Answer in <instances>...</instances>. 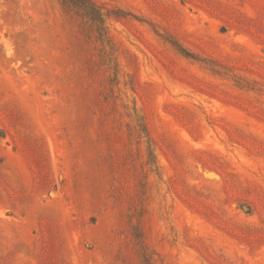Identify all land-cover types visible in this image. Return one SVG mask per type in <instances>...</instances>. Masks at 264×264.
<instances>
[{
    "label": "rangeland",
    "instance_id": "1",
    "mask_svg": "<svg viewBox=\"0 0 264 264\" xmlns=\"http://www.w3.org/2000/svg\"><path fill=\"white\" fill-rule=\"evenodd\" d=\"M94 1L0 0V264H264V0Z\"/></svg>",
    "mask_w": 264,
    "mask_h": 264
},
{
    "label": "trees",
    "instance_id": "2",
    "mask_svg": "<svg viewBox=\"0 0 264 264\" xmlns=\"http://www.w3.org/2000/svg\"><path fill=\"white\" fill-rule=\"evenodd\" d=\"M61 4L73 11L76 15L81 16L85 19V22L88 23L87 33L93 34L97 40L100 41L102 45L103 52L105 56L111 58L115 51V45L111 39V36L108 31L107 17L108 13L103 10V7L97 4L94 0H60ZM128 15L130 13H124ZM176 46H179L177 43H174ZM180 48V47H179ZM180 50L187 56H193L192 53L185 51V49L180 48ZM137 126L138 131L141 137L146 138L147 142V151L150 160L155 162V151H154V139L149 133L147 124L144 118L141 115H137ZM136 239L142 243L143 246V257L147 263L151 262V258L147 253L142 240L141 232L135 234ZM153 264V263H152Z\"/></svg>",
    "mask_w": 264,
    "mask_h": 264
},
{
    "label": "bare ground",
    "instance_id": "3",
    "mask_svg": "<svg viewBox=\"0 0 264 264\" xmlns=\"http://www.w3.org/2000/svg\"><path fill=\"white\" fill-rule=\"evenodd\" d=\"M52 22V21H51ZM40 28V27H39ZM53 32V31H52ZM69 41V40H68ZM2 62V61H1ZM70 63V62H69ZM0 66L1 68L4 70V67L1 65L0 63ZM3 81L5 82V84H7V86H13L14 87V84H13V78L10 77L9 75H6L5 73L3 74ZM16 87V86H15ZM14 89V88H13ZM15 91V90H14ZM18 92V91H17ZM23 96V95H22ZM24 97V96H23ZM23 97H21V99H23ZM25 102V101H24ZM37 104V103H36ZM39 104V103H38ZM37 104V105H38ZM26 105V104H25ZM35 106V105H34ZM34 106H28L27 109H28V112H29V116L31 117V121L34 123V125L38 126V127H41L43 124L42 122L40 123V119H39V115L34 111ZM37 108V107H36ZM38 111V109H37ZM81 119V118H80ZM56 119L53 117L51 118L50 120V123H56L55 121ZM49 123V122H48ZM58 124V122H57ZM47 127V126H46ZM45 128V127H44ZM54 131V130H53ZM48 132V131H47ZM55 132V131H54ZM54 147V146H53ZM78 148V147H77ZM85 151V150H84ZM87 151V150H86ZM85 151V152H86ZM89 155V154H88ZM20 163V162H19ZM87 163V162H86ZM56 165V164H55ZM85 166V165H84ZM11 178V177H10ZM18 180V179H17ZM11 181V180H10ZM16 183V182H15ZM93 199V198H92ZM90 203V202H89ZM87 204V203H86ZM54 207L57 209L56 211H58L57 213H59L60 215V218H62L63 220L67 219V216H68V212L64 209V206H63V202H60L58 201V199L54 202ZM52 208V207H51ZM46 210V209H45ZM48 210V209H47ZM51 211V210H50ZM54 211V209H53ZM38 212V211H37ZM62 220V221H63ZM64 222V221H63ZM27 228L28 226H25L21 229V232H27ZM100 233V232H99ZM5 235V234H4ZM98 243V242H97ZM103 249V248H102ZM103 264V263H102ZM105 264V263H104Z\"/></svg>",
    "mask_w": 264,
    "mask_h": 264
}]
</instances>
